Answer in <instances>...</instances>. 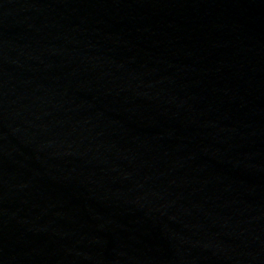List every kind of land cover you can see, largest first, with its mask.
Here are the masks:
<instances>
[{"label":"water","instance_id":"95a60500","mask_svg":"<svg viewBox=\"0 0 264 264\" xmlns=\"http://www.w3.org/2000/svg\"><path fill=\"white\" fill-rule=\"evenodd\" d=\"M227 264H264V0H146Z\"/></svg>","mask_w":264,"mask_h":264}]
</instances>
